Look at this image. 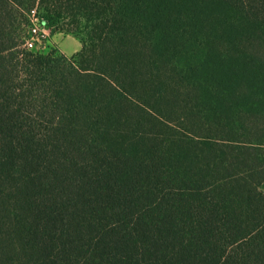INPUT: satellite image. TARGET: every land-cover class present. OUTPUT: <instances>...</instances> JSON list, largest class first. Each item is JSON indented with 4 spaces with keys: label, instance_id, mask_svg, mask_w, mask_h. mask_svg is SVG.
Returning a JSON list of instances; mask_svg holds the SVG:
<instances>
[{
    "label": "trees",
    "instance_id": "1",
    "mask_svg": "<svg viewBox=\"0 0 264 264\" xmlns=\"http://www.w3.org/2000/svg\"><path fill=\"white\" fill-rule=\"evenodd\" d=\"M0 264H264V0H0Z\"/></svg>",
    "mask_w": 264,
    "mask_h": 264
},
{
    "label": "rangeland",
    "instance_id": "2",
    "mask_svg": "<svg viewBox=\"0 0 264 264\" xmlns=\"http://www.w3.org/2000/svg\"><path fill=\"white\" fill-rule=\"evenodd\" d=\"M26 28L27 27L23 29L26 30ZM47 31H48V37L46 39L44 48L40 49L37 47L33 51H28L22 47V50H24L25 52L43 53V54H48L50 52H56L64 56L69 55V57L81 51L82 45L75 38L71 36H67L62 33L53 34L50 29H47Z\"/></svg>",
    "mask_w": 264,
    "mask_h": 264
},
{
    "label": "built area",
    "instance_id": "3",
    "mask_svg": "<svg viewBox=\"0 0 264 264\" xmlns=\"http://www.w3.org/2000/svg\"><path fill=\"white\" fill-rule=\"evenodd\" d=\"M30 25L28 26L27 35L23 48L28 51L34 49L44 48L46 39L48 37L47 28L42 24V21L37 13V10H33L29 16Z\"/></svg>",
    "mask_w": 264,
    "mask_h": 264
},
{
    "label": "crops",
    "instance_id": "4",
    "mask_svg": "<svg viewBox=\"0 0 264 264\" xmlns=\"http://www.w3.org/2000/svg\"><path fill=\"white\" fill-rule=\"evenodd\" d=\"M66 55V54H65ZM67 57H69V55H66ZM71 56V55H70Z\"/></svg>",
    "mask_w": 264,
    "mask_h": 264
}]
</instances>
